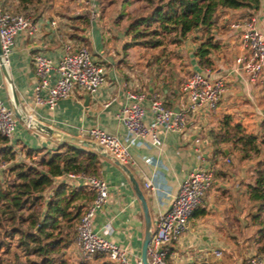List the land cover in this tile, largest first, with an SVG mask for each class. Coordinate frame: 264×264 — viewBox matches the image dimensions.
<instances>
[{"label":"crops","instance_id":"0c3cea01","mask_svg":"<svg viewBox=\"0 0 264 264\" xmlns=\"http://www.w3.org/2000/svg\"><path fill=\"white\" fill-rule=\"evenodd\" d=\"M0 4L16 13L30 12L37 26L34 34L27 31L18 34L9 65L0 69L1 99L13 108L14 97H17L34 118L71 138H86L83 130L97 126L122 140L127 139L121 114L129 102L126 92L130 89L146 92L145 122L149 124V106L154 94L176 112L187 107L181 84L188 72L225 78L227 94L214 112L200 109L191 112L185 129L161 133V148L137 140L130 143L129 151L136 162L131 169L149 199L154 223L160 212L170 209L173 197L191 171L201 166L215 169L213 187L194 212L187 232L170 247V264H247L253 254L264 256V205L253 200L249 191L255 182L256 166L264 160V155L255 160H240L232 144L223 145L225 154L217 153L210 135L228 115L247 132L264 133V86L250 82L236 63L242 53L241 34L246 20L255 16L259 29L264 32V0H260L258 9H222L218 13L213 29L218 48L211 51L210 64H201L196 55L207 35L198 29L180 46L162 50L159 56L171 62L168 69L158 73L153 69L149 72L146 65L131 57L132 52L124 44L126 36L115 30H105L101 14L98 20H91V11L94 6H100L99 0H36L26 6L21 0H0ZM53 21L57 24L53 25ZM69 43L76 48L83 45L90 48L93 57L105 67L107 82L94 93L76 88L73 96L59 100L52 109L44 99L36 96L38 77L34 55L41 52L56 65ZM178 65H183V69ZM55 80L52 74L51 83ZM34 132L35 128L19 120L17 131L9 142L17 152V163L37 161L65 143L84 148L71 140L41 134L48 142L44 147L41 137H36ZM30 149L40 152L31 156ZM228 158L230 163L226 161ZM100 159L101 177L108 183L109 197L96 212L93 228L99 235L126 248L130 260L136 263L141 260L145 237L141 202L123 170L108 158L100 155ZM15 160L9 162L11 166ZM152 177L164 191L160 199L144 186L145 179ZM60 178L55 179V185ZM49 199L46 197V201ZM106 223L111 224V232L103 229ZM215 251H220L221 255H216ZM59 262L114 264L104 253L92 259L83 258L74 242L62 250Z\"/></svg>","mask_w":264,"mask_h":264},{"label":"built area","instance_id":"2783aa9c","mask_svg":"<svg viewBox=\"0 0 264 264\" xmlns=\"http://www.w3.org/2000/svg\"><path fill=\"white\" fill-rule=\"evenodd\" d=\"M99 16L100 6L96 5L91 11L90 18L94 21L98 20ZM52 24L56 25L57 22L53 21ZM26 31L29 34L37 32L32 14L27 11L16 13L0 4V69L9 65L15 39L18 34ZM241 46L242 53L236 58V63L240 65L250 82L264 86V32L259 29L258 19L255 16L245 22V30L241 34ZM34 67L38 77L36 96L39 100L44 99L52 109L58 105L59 100L73 96L76 88L87 93H94L107 82L105 67L93 57L90 48L84 45L76 48L70 43L66 44L65 53L56 65L43 53H36ZM52 74L56 78L54 83H51ZM181 90L188 104L179 112L168 107L164 99L154 94L149 106L151 120L149 124L145 122L146 92L128 90L126 95L129 102L124 106L121 114L123 125L128 132L125 140L97 126L85 129L82 133L131 168L136 162L129 151L130 143L137 140L161 148L162 132L185 129L189 114L195 110L214 112L227 94L228 85L225 78H211L208 74L194 72L182 82ZM18 122L19 118L14 109L0 97L1 133L11 139L17 131ZM226 161L231 162L229 158ZM13 162L15 163L16 160ZM10 166L11 163L2 162L0 171L7 173ZM59 177L61 180L57 185L67 183L79 187L83 184L95 193L76 226L74 244L80 254L86 259H92L95 255L104 253L114 264H143L141 260L132 262L126 248L99 235L93 228L96 212L103 207L109 197V186L106 180L95 175L74 173ZM154 177L146 178L144 186L160 199L164 191L155 184ZM215 180L216 174L213 167L201 166L191 171L173 197L170 209L157 215L148 246V256L152 264H170L168 260L170 247L178 243L187 232L194 212L213 187ZM53 193L52 187L43 195L49 199ZM103 229L111 232L112 226L106 223ZM214 253L221 255L220 251ZM247 264H264V256L253 254L247 259Z\"/></svg>","mask_w":264,"mask_h":264},{"label":"trees","instance_id":"16d2710c","mask_svg":"<svg viewBox=\"0 0 264 264\" xmlns=\"http://www.w3.org/2000/svg\"><path fill=\"white\" fill-rule=\"evenodd\" d=\"M35 1L21 0V3L26 6ZM134 3L139 6L133 13L127 9ZM259 6L260 0H123L122 15L131 18L127 31L133 41L128 44L130 47L136 44L165 51L167 45L180 46L191 33L204 30L207 35L196 55L201 64L208 65L211 51L218 48L213 35L218 13L222 9H258ZM210 135L217 153L225 154L223 145L232 144L240 160H255L264 154V133L247 132L229 115ZM9 142L10 138L0 131V164L16 158L17 152ZM39 152L28 150L31 156ZM101 169L97 152L65 143L37 161L15 162L7 173L0 171V234H20L25 256L41 257L39 264H66L60 263L58 256L74 242L77 223L95 193L88 186L74 187L67 183L55 186V178L67 173L101 177ZM52 187L54 193L46 201L43 193ZM249 191L253 200L264 205V160L256 166L255 182ZM4 241V238L0 240V249Z\"/></svg>","mask_w":264,"mask_h":264},{"label":"rangeland","instance_id":"374dc122","mask_svg":"<svg viewBox=\"0 0 264 264\" xmlns=\"http://www.w3.org/2000/svg\"><path fill=\"white\" fill-rule=\"evenodd\" d=\"M100 3V18L104 22V29L107 31L120 32L123 34L125 38L124 44L126 49L129 48V52L131 57L136 61H141L142 65H146V69L149 72L153 69L155 72H161L165 69L169 68V63L171 59H165L162 56H159L162 53V48H149L143 45H133V47L128 46V44H133L132 38L128 35L127 31L131 23V18L129 16L122 15L123 11V0H99ZM138 3H134L132 6H128L127 10H130L134 13L135 8L138 7ZM125 10V9H124ZM126 17V18H125ZM114 34L112 33V36ZM205 38V37H204ZM203 38V40H204ZM201 41V43L203 42ZM200 43V44H201ZM200 46V45H199ZM170 49L174 47L172 44L167 45ZM174 54H172V57ZM168 58V57H167ZM163 63H162V62ZM183 65L178 68L183 69ZM164 68V69H163ZM184 71V70H182ZM188 72L185 76H183V81L186 80ZM159 75H157L158 77ZM264 155V154H263ZM144 187V186H143ZM24 228H26L24 226ZM67 230V229H66ZM0 231L2 232V228L0 227ZM69 231V229H68ZM5 236V237H4ZM4 238V246L0 249V264H39L41 257L39 256H25L24 248L20 245V234L11 236L4 234H0V240ZM60 255L58 256L59 259ZM83 257V256H82Z\"/></svg>","mask_w":264,"mask_h":264},{"label":"water","instance_id":"95a60500","mask_svg":"<svg viewBox=\"0 0 264 264\" xmlns=\"http://www.w3.org/2000/svg\"><path fill=\"white\" fill-rule=\"evenodd\" d=\"M13 109L15 111L16 116L22 121L26 126L29 128H35L34 135L36 137H41L42 145L44 147L48 146V142L46 141L45 137L40 136H49L51 138H59L61 140H71L77 144H80L84 148H89L94 150L95 152L99 153L101 156L112 160L117 166H119L123 172L128 176L132 187L141 202L142 210L145 219V237L143 241L142 247V256L141 261L143 264H152L149 256H148V246L150 240L152 238L153 230H154V221L150 209L149 199L143 190L140 182L138 181L137 177L133 170L127 166L125 163L121 162L119 159L115 158L112 154L104 149L103 146L97 144L96 142L86 139V138H71L63 134L62 132L52 128L41 122L40 120L34 118L21 104L17 97H14L13 100Z\"/></svg>","mask_w":264,"mask_h":264}]
</instances>
